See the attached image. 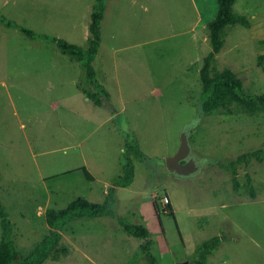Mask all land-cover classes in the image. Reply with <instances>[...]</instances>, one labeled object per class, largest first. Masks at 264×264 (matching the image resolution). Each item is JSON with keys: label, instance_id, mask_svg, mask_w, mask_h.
I'll return each mask as SVG.
<instances>
[{"label": "rangeland", "instance_id": "1", "mask_svg": "<svg viewBox=\"0 0 264 264\" xmlns=\"http://www.w3.org/2000/svg\"><path fill=\"white\" fill-rule=\"evenodd\" d=\"M95 2L0 0V199L17 248L28 254L49 234L47 209L84 197L107 202L110 213L68 222L49 262L149 264L123 219L148 228L161 264H196L197 249L215 236L223 241L207 264H264V106L233 98L230 110L198 113L218 0H107L94 61L109 94L101 106L77 87L80 61L60 44L90 46ZM195 6L196 35L184 31ZM233 10L246 22L226 28L211 74L229 67L247 94L264 95V0H237ZM183 133L199 166L188 177L166 166ZM127 142L145 156H131L134 180L120 186ZM258 149L263 161L239 166L235 191L223 165Z\"/></svg>", "mask_w": 264, "mask_h": 264}, {"label": "trees", "instance_id": "2", "mask_svg": "<svg viewBox=\"0 0 264 264\" xmlns=\"http://www.w3.org/2000/svg\"><path fill=\"white\" fill-rule=\"evenodd\" d=\"M236 1L237 0H218L219 9L217 14L207 25L212 49L206 55L203 66L200 69V77L203 84L201 99L198 106V113L200 114H209L220 109L230 110L235 98L250 109L256 106H264V95L247 94L243 79L231 68L226 67L215 76L211 74L212 63L216 55L221 52L225 45L224 33L226 28L230 25L246 22L243 15L236 14L233 10ZM106 9L107 0H96L91 14L90 33L92 39L87 49L60 41L62 48L71 55L77 57L80 61L83 73L76 83L77 87L85 95L91 97L97 106L103 104L101 94H104L105 97H109L106 89L98 80L94 66V61L102 42V21L104 20ZM8 24L11 25L12 23ZM22 31L31 37H41L40 34L33 33L29 30L23 29ZM262 153V149L249 151L223 165L233 176L235 191L238 192L241 185L239 179V166L243 163H247L252 157L263 161ZM123 154L126 164L123 168V173L115 179V182L120 186H129L133 182L135 176V168L131 156L134 155L143 158L145 154L137 143L134 144L130 142H127ZM84 172L89 178H92L86 168H84ZM245 179L248 187L252 189L253 179L249 173L246 174ZM251 196L255 197L256 195L251 192ZM168 207L170 209L169 214L175 217L170 203H168ZM109 213L110 208L107 202H93L84 197L73 200L66 207L61 209L49 208L45 212L46 222L50 227L49 234L45 235L30 253L23 254L17 248L16 241L13 237L14 224L10 214L0 199V264H53L49 262V258L53 252L58 249L63 239L61 231L68 222L86 216L102 217ZM119 223L127 233L136 238L143 239L141 247L149 264H161L152 252L154 241L150 238V232L145 225L132 223L123 219H119ZM222 241V237L215 236L204 242L196 251V264H207L209 257L221 245Z\"/></svg>", "mask_w": 264, "mask_h": 264}, {"label": "water", "instance_id": "3", "mask_svg": "<svg viewBox=\"0 0 264 264\" xmlns=\"http://www.w3.org/2000/svg\"><path fill=\"white\" fill-rule=\"evenodd\" d=\"M166 166L170 172L181 177L191 176L198 171L199 166L191 155V146L186 133L182 134L177 152L166 158Z\"/></svg>", "mask_w": 264, "mask_h": 264}, {"label": "crops", "instance_id": "4", "mask_svg": "<svg viewBox=\"0 0 264 264\" xmlns=\"http://www.w3.org/2000/svg\"><path fill=\"white\" fill-rule=\"evenodd\" d=\"M196 12H197V9H196V6H195V21L193 22V24H190L189 25V27H187V24L185 23V27H186V29L184 30L185 32H190V33H192V32H194L195 33V35H196V30H197V27H198V18L196 17ZM52 106L54 107H58L59 106V103L58 102H56V101H54V102H52ZM112 116H108V117H106L105 118V120L104 121H108L110 118H111ZM45 179H46V177H45ZM44 179V180H45Z\"/></svg>", "mask_w": 264, "mask_h": 264}, {"label": "flooded vegetation", "instance_id": "5", "mask_svg": "<svg viewBox=\"0 0 264 264\" xmlns=\"http://www.w3.org/2000/svg\"><path fill=\"white\" fill-rule=\"evenodd\" d=\"M196 160V159H195ZM186 160H183V162H185ZM198 164V163H197Z\"/></svg>", "mask_w": 264, "mask_h": 264}]
</instances>
